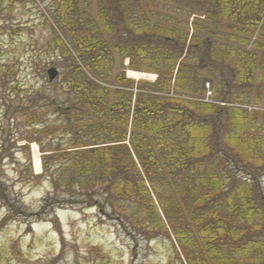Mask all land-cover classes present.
<instances>
[{"label": "trees", "instance_id": "1", "mask_svg": "<svg viewBox=\"0 0 264 264\" xmlns=\"http://www.w3.org/2000/svg\"><path fill=\"white\" fill-rule=\"evenodd\" d=\"M161 1L203 17L198 35L142 0H97L96 16L92 0H48L62 68L50 108L69 136L43 157L51 204L99 209L136 241L167 238L181 263L264 264V136L242 109L264 102V0ZM125 59L155 83L128 80ZM204 81L228 106L205 101Z\"/></svg>", "mask_w": 264, "mask_h": 264}, {"label": "rangeland", "instance_id": "2", "mask_svg": "<svg viewBox=\"0 0 264 264\" xmlns=\"http://www.w3.org/2000/svg\"><path fill=\"white\" fill-rule=\"evenodd\" d=\"M0 1H4L5 9L0 20V194L2 188L4 194L0 195V264H185L167 238L136 241L119 222L99 209L51 204L54 189L44 173L43 157L53 154L59 144L65 147L69 140L59 129L62 121L50 108L57 95L52 86L62 78L61 65L53 52L56 48L51 28L56 26L48 0ZM96 1L92 0L94 16ZM142 5L149 17L160 14L188 22L190 37L197 34L195 25L204 26L195 14L186 17L190 9H171L161 0H142ZM223 30L227 31H217ZM204 38L218 40L213 34ZM106 40L112 43L115 36ZM113 56L116 73L121 58L116 52ZM123 65L127 69L129 60L125 59ZM51 67L59 71V78L52 84L46 74ZM153 76L150 80H130L136 84L154 83L157 77ZM203 88L206 102L228 106L212 100L210 82L204 81ZM242 109L251 116L258 115L256 132L264 136V102ZM248 120L249 130L252 119ZM34 145L40 153L39 174L33 164ZM61 198L59 201H63Z\"/></svg>", "mask_w": 264, "mask_h": 264}, {"label": "bare ground", "instance_id": "3", "mask_svg": "<svg viewBox=\"0 0 264 264\" xmlns=\"http://www.w3.org/2000/svg\"><path fill=\"white\" fill-rule=\"evenodd\" d=\"M127 77L132 80H150L153 75L141 74L133 71H127ZM33 159H34V167L36 174H39L41 171V161H40V153L36 145L33 146Z\"/></svg>", "mask_w": 264, "mask_h": 264}, {"label": "water", "instance_id": "4", "mask_svg": "<svg viewBox=\"0 0 264 264\" xmlns=\"http://www.w3.org/2000/svg\"><path fill=\"white\" fill-rule=\"evenodd\" d=\"M47 75L49 82L52 83L58 78L59 72L56 68H51L47 71Z\"/></svg>", "mask_w": 264, "mask_h": 264}]
</instances>
